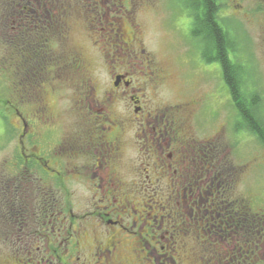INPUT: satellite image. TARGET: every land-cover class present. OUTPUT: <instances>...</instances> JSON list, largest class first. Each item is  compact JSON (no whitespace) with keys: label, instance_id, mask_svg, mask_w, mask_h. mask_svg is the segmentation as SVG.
Wrapping results in <instances>:
<instances>
[{"label":"flooded vegetation","instance_id":"1","mask_svg":"<svg viewBox=\"0 0 264 264\" xmlns=\"http://www.w3.org/2000/svg\"><path fill=\"white\" fill-rule=\"evenodd\" d=\"M0 4L10 8L4 18L17 77L12 101L4 102L15 104L17 139L16 156L0 174V243L12 247L1 258L12 264H264V205L238 194L239 171L224 172L217 134L194 139L193 103L158 101L169 75L144 50L137 23L150 3ZM185 7L190 12L179 8L175 25L200 46L192 63H215V53L204 54L191 35ZM77 33L88 51L76 45ZM48 96L61 107L72 102V109L54 111ZM19 99L29 108L24 115ZM64 116L71 126L62 125Z\"/></svg>","mask_w":264,"mask_h":264},{"label":"rangeland","instance_id":"2","mask_svg":"<svg viewBox=\"0 0 264 264\" xmlns=\"http://www.w3.org/2000/svg\"><path fill=\"white\" fill-rule=\"evenodd\" d=\"M141 1L143 4L152 5L151 9H147L137 18V23L141 25L143 32V48L146 53L156 58L165 74L169 75L165 87L157 91L158 101L168 105L193 103L190 132L194 139H213L217 134L221 142L224 172L229 171L230 168L239 171L238 194L251 196L257 202L256 205H264V145L253 135L237 130L240 120L222 81L219 64L200 62L199 59L192 63L191 58H195L200 46L195 49V41L185 39L180 34L181 31L176 28L175 22L181 16L179 8L183 13L190 12L185 7L189 0ZM262 2L264 0L216 1L220 11L218 20L228 31L231 42L235 44V56L238 59L234 55H231V59L238 60L243 68L246 93L258 96L259 120L264 124V20H262L264 3ZM9 14L10 8L0 4V174L8 170V162L16 156L14 150L17 139V131H12L11 128L16 125L17 120L16 117H12L15 104L4 103L7 100L12 101L13 83L17 81L11 68V63L15 61L10 45L9 21L4 18ZM180 21L187 23L186 19L183 21L181 18ZM81 36L76 34L75 43L88 51L90 44L86 45ZM185 59L188 60V65L184 64ZM100 78L104 79L102 72ZM150 94L152 97L155 95L152 92ZM47 100L53 104L54 111L72 109V102H63L61 107L58 103H54L53 96H48ZM23 104L20 99L16 101L18 110L24 115L29 108ZM63 120V126L72 125L71 118L64 116ZM9 131L13 134L10 135ZM4 161L7 164L3 163ZM11 248L0 243V254L7 255ZM0 264H12V262L0 256Z\"/></svg>","mask_w":264,"mask_h":264},{"label":"trees","instance_id":"3","mask_svg":"<svg viewBox=\"0 0 264 264\" xmlns=\"http://www.w3.org/2000/svg\"><path fill=\"white\" fill-rule=\"evenodd\" d=\"M217 0H189L191 9V35L200 40L201 50L206 55L215 53L214 62L221 70V78L230 96L238 122V129L256 137L264 145V124L259 120L260 100L258 96L246 93L243 81V68L235 56V44L228 31L218 20ZM185 5V6H186ZM234 55L236 59H231Z\"/></svg>","mask_w":264,"mask_h":264}]
</instances>
